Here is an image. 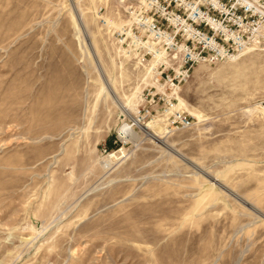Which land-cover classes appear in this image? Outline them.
Instances as JSON below:
<instances>
[{"label": "rangeland", "instance_id": "rangeland-1", "mask_svg": "<svg viewBox=\"0 0 264 264\" xmlns=\"http://www.w3.org/2000/svg\"><path fill=\"white\" fill-rule=\"evenodd\" d=\"M138 4L0 0V264H264V45L186 70Z\"/></svg>", "mask_w": 264, "mask_h": 264}, {"label": "built area", "instance_id": "built-area-1", "mask_svg": "<svg viewBox=\"0 0 264 264\" xmlns=\"http://www.w3.org/2000/svg\"><path fill=\"white\" fill-rule=\"evenodd\" d=\"M138 3L132 16L149 36L165 34V23L181 32V50L189 52L183 64L188 66L186 70L197 63H217L246 48L264 45V0H138ZM259 104L264 107V96ZM178 118L188 123L186 117Z\"/></svg>", "mask_w": 264, "mask_h": 264}, {"label": "bare ground", "instance_id": "bare-ground-1", "mask_svg": "<svg viewBox=\"0 0 264 264\" xmlns=\"http://www.w3.org/2000/svg\"><path fill=\"white\" fill-rule=\"evenodd\" d=\"M130 23V22H129ZM122 25V24H121ZM124 26V25H123ZM129 34V33H128ZM150 46L151 45H153L152 43H150L149 44ZM261 48V47H260ZM257 49V47H255V46H253V47H249V48H246V49H244V50H241V51H239L237 54H235L232 58H231V60L232 61H236L237 59H239L240 57H242V56H244V55H246V54H248V53H251L252 51H254V50H256ZM161 55H162V51H155L154 52V54H153V56H152V58H151V60L153 61V62H151L152 63V65H151V67L148 69V71H150V69H152V67L154 66V65H156L155 63H156V61H158V60H160V58H161ZM159 62V61H158ZM156 83V82H155ZM108 85V84H107ZM110 87V86H109ZM109 87H107V93H108V88ZM159 87V86H158ZM110 93V92H109ZM108 93V94H109ZM113 96L115 97L116 95H115V92L113 91ZM177 96V98H178V103L177 104H175V105H171L170 106V109H177V108H179V106L180 105H182L183 104V99H181V97L179 96V95H176ZM117 99V98H116ZM118 100V99H117ZM119 102V101H118ZM130 102L131 101H129V104H130ZM186 105V104H185ZM184 105V106H185ZM133 106V105H132ZM124 108V107H123ZM256 110H257V112L259 113V114H261V115H264V107L262 106V105H260L259 104V106H257L256 107ZM194 114V113H193ZM197 116H198V113H195ZM200 119V118H199ZM136 122H137V120H136ZM148 125H146V126H144V129H145V132H148V133H151V131L149 132V128H153L154 129V134L155 133H159L161 130H160V127L158 126V124H157V121H155L154 119L152 120V121H150L149 123H147ZM152 135H153V133H152ZM122 151V150H121ZM119 152L118 151H116V152H113V153H111L109 156H115L116 154H118ZM118 158V157H117Z\"/></svg>", "mask_w": 264, "mask_h": 264}]
</instances>
